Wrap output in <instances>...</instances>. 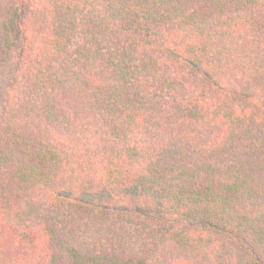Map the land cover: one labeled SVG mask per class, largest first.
Masks as SVG:
<instances>
[{
  "label": "trees",
  "instance_id": "obj_1",
  "mask_svg": "<svg viewBox=\"0 0 264 264\" xmlns=\"http://www.w3.org/2000/svg\"><path fill=\"white\" fill-rule=\"evenodd\" d=\"M0 264H264V0H0Z\"/></svg>",
  "mask_w": 264,
  "mask_h": 264
},
{
  "label": "rangeland",
  "instance_id": "obj_2",
  "mask_svg": "<svg viewBox=\"0 0 264 264\" xmlns=\"http://www.w3.org/2000/svg\"><path fill=\"white\" fill-rule=\"evenodd\" d=\"M84 221V219H81L80 221ZM91 224H94V223H91ZM127 230L131 233V234H133V235H130L131 237H132V243H130V244H128L127 246L128 247H131L132 245H134L131 249H129V250H127V254H128V252H130V251H132L134 248L136 249V247H137V244L136 243H138V241H137V239H136V237H135V235H134V230L132 229V228H130V227H127ZM129 235V234H128ZM126 240L128 241V240H130V239H127L126 238ZM133 241H134V244H133ZM106 244V243H105Z\"/></svg>",
  "mask_w": 264,
  "mask_h": 264
}]
</instances>
